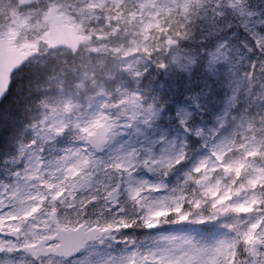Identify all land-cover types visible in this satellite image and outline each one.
<instances>
[{
    "label": "snow or ice",
    "instance_id": "1",
    "mask_svg": "<svg viewBox=\"0 0 264 264\" xmlns=\"http://www.w3.org/2000/svg\"><path fill=\"white\" fill-rule=\"evenodd\" d=\"M0 264H264V0H0Z\"/></svg>",
    "mask_w": 264,
    "mask_h": 264
}]
</instances>
